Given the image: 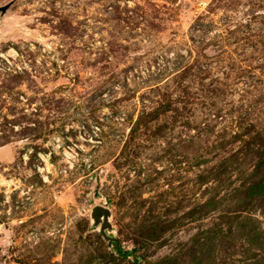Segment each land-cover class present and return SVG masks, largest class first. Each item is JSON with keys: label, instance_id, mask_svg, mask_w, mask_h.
<instances>
[{"label": "rangeland", "instance_id": "1", "mask_svg": "<svg viewBox=\"0 0 264 264\" xmlns=\"http://www.w3.org/2000/svg\"><path fill=\"white\" fill-rule=\"evenodd\" d=\"M8 4L0 264H264V0Z\"/></svg>", "mask_w": 264, "mask_h": 264}, {"label": "water", "instance_id": "2", "mask_svg": "<svg viewBox=\"0 0 264 264\" xmlns=\"http://www.w3.org/2000/svg\"><path fill=\"white\" fill-rule=\"evenodd\" d=\"M11 4L0 7V13L5 14ZM112 211L109 207L97 205L90 211V221L103 236L108 244V248L112 249L115 245L116 249L122 253L121 243L109 234L110 231H114L115 228L111 222ZM133 255V252L130 253Z\"/></svg>", "mask_w": 264, "mask_h": 264}, {"label": "built area", "instance_id": "3", "mask_svg": "<svg viewBox=\"0 0 264 264\" xmlns=\"http://www.w3.org/2000/svg\"><path fill=\"white\" fill-rule=\"evenodd\" d=\"M51 157H52V153H48V154H45V158H44V163H45V166H46V171L49 172V173H51V170H52V167H53V165L51 163V160H52ZM68 163H70V161H68ZM45 177L48 178V176H45Z\"/></svg>", "mask_w": 264, "mask_h": 264}]
</instances>
